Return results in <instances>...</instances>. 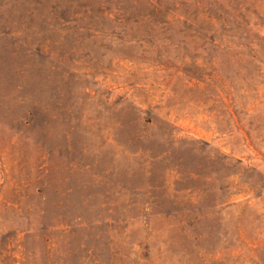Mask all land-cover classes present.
<instances>
[{
	"label": "rangeland",
	"instance_id": "rangeland-1",
	"mask_svg": "<svg viewBox=\"0 0 264 264\" xmlns=\"http://www.w3.org/2000/svg\"><path fill=\"white\" fill-rule=\"evenodd\" d=\"M0 264H264V0H0Z\"/></svg>",
	"mask_w": 264,
	"mask_h": 264
}]
</instances>
